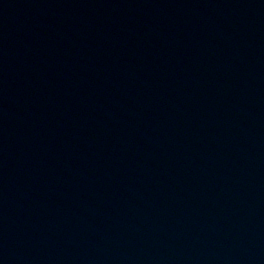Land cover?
<instances>
[{
	"label": "water",
	"instance_id": "obj_1",
	"mask_svg": "<svg viewBox=\"0 0 264 264\" xmlns=\"http://www.w3.org/2000/svg\"><path fill=\"white\" fill-rule=\"evenodd\" d=\"M0 264H264V0H0Z\"/></svg>",
	"mask_w": 264,
	"mask_h": 264
}]
</instances>
